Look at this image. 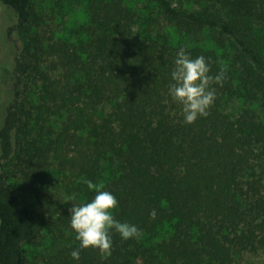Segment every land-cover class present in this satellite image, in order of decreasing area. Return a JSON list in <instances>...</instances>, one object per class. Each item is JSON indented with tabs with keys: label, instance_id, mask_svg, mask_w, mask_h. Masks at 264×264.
I'll use <instances>...</instances> for the list:
<instances>
[{
	"label": "trees",
	"instance_id": "16d2710c",
	"mask_svg": "<svg viewBox=\"0 0 264 264\" xmlns=\"http://www.w3.org/2000/svg\"><path fill=\"white\" fill-rule=\"evenodd\" d=\"M42 1L0 0L5 33L20 42L0 62V264H28L26 247L45 233L63 242L47 264H240L264 254V0H153L158 18L124 0H61L86 4L87 19L56 38ZM181 48L204 55L210 74L224 70L209 114L192 124L168 92ZM51 171L76 199L38 211L26 192L41 200L35 179ZM89 180L141 235L113 231L110 254L89 247L76 261L69 210L95 194Z\"/></svg>",
	"mask_w": 264,
	"mask_h": 264
},
{
	"label": "clouds",
	"instance_id": "9594fccd",
	"mask_svg": "<svg viewBox=\"0 0 264 264\" xmlns=\"http://www.w3.org/2000/svg\"><path fill=\"white\" fill-rule=\"evenodd\" d=\"M210 70V61L204 55L193 57L183 48L177 51L168 92L181 105L183 120L187 124L206 117L215 102L216 92L211 85L213 82L222 83L224 70L222 68L216 75L210 74ZM86 183L95 194L91 198H80L81 202L72 204L69 210L70 227L79 241V246L71 251V257L76 261L80 260V250L89 247L110 254L113 231L125 240L141 235L135 224L115 218L119 201L112 192L90 180ZM73 199L76 197H66L69 201ZM149 214L155 218L156 210H151Z\"/></svg>",
	"mask_w": 264,
	"mask_h": 264
},
{
	"label": "rangeland",
	"instance_id": "374dc122",
	"mask_svg": "<svg viewBox=\"0 0 264 264\" xmlns=\"http://www.w3.org/2000/svg\"><path fill=\"white\" fill-rule=\"evenodd\" d=\"M124 1L128 6L137 10L144 17L148 16V14H153L152 16L155 18L159 17V14H157L158 9L153 0ZM40 6L42 8V16L44 17L43 22L47 35H52L54 38L65 35L68 36L72 28L84 23L87 19V7L84 3L74 2L69 4L61 0H44L41 2ZM6 11L0 4V62L12 57L16 47L20 44L19 39L15 38V41H12L5 33L7 19L10 17L9 14H6ZM39 11L41 12V9ZM166 29L172 42L175 44L178 43V35L172 28L166 27ZM206 42L208 47H213L209 40H206ZM3 79V75L0 74V91ZM35 97L32 96L33 99ZM58 178L59 177L51 171L48 172L47 179H44L43 182L38 178L35 179L36 186L40 188V190L44 189L45 191L41 200L37 198V195L34 194L32 190L28 193L26 192L25 184L20 178L11 179L10 182L17 192L22 193L25 190L24 192H26L27 195L25 193L22 194L28 197L36 210L51 212L53 207L52 203L56 202L57 204L59 199L65 201L66 197H68L63 188L58 189ZM62 247L63 242L58 243L53 240L50 233H45L44 238L40 240L39 244L28 245L26 247L28 264H47L48 260L56 263L54 257L61 251L60 249ZM240 264H264V254L260 256L247 255Z\"/></svg>",
	"mask_w": 264,
	"mask_h": 264
}]
</instances>
